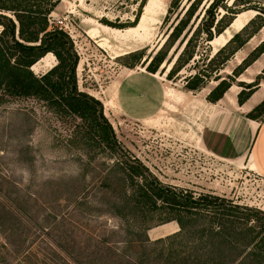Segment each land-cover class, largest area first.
I'll return each mask as SVG.
<instances>
[{"label": "rangeland", "instance_id": "rangeland-1", "mask_svg": "<svg viewBox=\"0 0 264 264\" xmlns=\"http://www.w3.org/2000/svg\"><path fill=\"white\" fill-rule=\"evenodd\" d=\"M213 1L60 0L49 27L70 36L78 87L101 100L127 159L194 198L211 194L264 213V178L213 157L200 138L207 95L220 80L231 84V103L240 91L254 90L250 103L264 96V0H215L216 22L230 23L208 40L199 28ZM139 13L134 28L100 32L97 25L101 18L131 25ZM245 25V43L228 59L220 54L210 62ZM176 27L178 37L170 38ZM89 28L104 41L89 37ZM188 39L192 57L178 59ZM135 51L140 59L124 55ZM156 55L164 59L151 74L146 68ZM246 60L251 63L243 70ZM199 80L203 87L189 89ZM38 104L32 98L0 104V264H137L139 258L164 264L158 255L167 254L166 245L136 241L161 225L158 212L142 221L125 204L122 183L105 184L111 164L105 152L96 150L90 164L80 166L77 157L88 160L67 147L63 125ZM187 253L173 260L181 264ZM242 257L232 255L233 264H250Z\"/></svg>", "mask_w": 264, "mask_h": 264}, {"label": "trees", "instance_id": "trees-1", "mask_svg": "<svg viewBox=\"0 0 264 264\" xmlns=\"http://www.w3.org/2000/svg\"><path fill=\"white\" fill-rule=\"evenodd\" d=\"M59 1L0 0V104L20 98H32L63 125L62 138L67 147L80 150V156L88 160L77 157L80 166H88L97 154L96 150L105 152L107 159L111 161L103 177L107 181L105 184L113 179L121 182L125 187V204L139 212L142 221H148L151 217L149 214L154 212L159 214L158 224L176 221L179 226L176 233L153 241L147 236L143 240H136L140 244L147 242L166 245L167 254L158 255V258L164 259V264H177L173 259L184 252L188 253L180 257L178 263L233 264L235 261L232 260V255L235 254L237 257H245L250 264H262L264 213L239 207L223 197L211 194L194 198L174 186L163 185L147 167L127 159L115 138L112 125L104 115L101 100L78 87V54L70 36L60 28L49 27V15ZM194 2L186 11L189 15L194 10ZM217 6L215 0L209 4L199 28L201 32L208 34V40L212 39L213 32L222 33L230 23L220 25L221 19L216 22L214 9ZM139 16L140 13L131 25H116L103 18L99 21L110 27L125 28L135 26ZM246 26L218 49L209 61L220 54H225L224 60L232 56L245 43L240 35ZM178 29L175 28L170 38L178 37ZM190 45L191 39H188L178 59L186 56ZM48 52L55 56L56 64L45 73L36 75L31 66ZM139 54L133 56L140 59ZM191 57L189 53L186 56L187 59ZM163 59V56L156 55L147 66V72L154 73V63L158 64ZM253 60L255 58L251 61ZM250 63L246 60L243 70ZM203 84L199 80L190 84L189 89H198ZM230 86L226 80H220L208 93L207 101L217 102ZM253 92L252 89L247 93L238 92L237 102L242 104ZM263 113L264 98L245 116L262 120L264 117L260 116ZM143 259L139 258L137 264H141Z\"/></svg>", "mask_w": 264, "mask_h": 264}, {"label": "crops", "instance_id": "crops-1", "mask_svg": "<svg viewBox=\"0 0 264 264\" xmlns=\"http://www.w3.org/2000/svg\"><path fill=\"white\" fill-rule=\"evenodd\" d=\"M57 5L51 13L55 11ZM97 25L100 32H105L108 29V26L101 22ZM112 30H115V28H112ZM100 32H96L94 28L87 30L89 37L98 36L100 37L99 40L103 42L105 38L101 37ZM56 62L55 56L48 52L35 62L31 69L36 75H41L52 68ZM37 67L40 72L37 71ZM121 82V80H118V85ZM227 91L217 102H205L207 115L200 133L202 145L206 152L213 157L264 178V119L256 120L245 116L264 96L250 103L255 94L253 92L242 104L237 102V98L234 100L236 102L231 103L232 99L226 98ZM128 93V99L135 103L136 99L131 96L130 90ZM178 230L177 222L169 221L149 229L147 233L150 239H158L176 233Z\"/></svg>", "mask_w": 264, "mask_h": 264}, {"label": "built area", "instance_id": "built-area-1", "mask_svg": "<svg viewBox=\"0 0 264 264\" xmlns=\"http://www.w3.org/2000/svg\"><path fill=\"white\" fill-rule=\"evenodd\" d=\"M59 28H61V27H59Z\"/></svg>", "mask_w": 264, "mask_h": 264}]
</instances>
